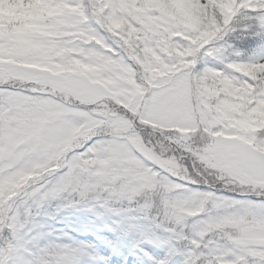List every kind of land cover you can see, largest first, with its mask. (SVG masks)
Listing matches in <instances>:
<instances>
[{
    "label": "snow or ice",
    "instance_id": "snow-or-ice-1",
    "mask_svg": "<svg viewBox=\"0 0 264 264\" xmlns=\"http://www.w3.org/2000/svg\"><path fill=\"white\" fill-rule=\"evenodd\" d=\"M94 227L264 264V0H0V264L104 261Z\"/></svg>",
    "mask_w": 264,
    "mask_h": 264
},
{
    "label": "rangeland",
    "instance_id": "rangeland-1",
    "mask_svg": "<svg viewBox=\"0 0 264 264\" xmlns=\"http://www.w3.org/2000/svg\"><path fill=\"white\" fill-rule=\"evenodd\" d=\"M70 219L64 216L50 219L49 215L44 214V212L32 218L31 222L22 230L27 233L26 239H31L29 247H44L53 241L59 243L60 240L57 239L59 237L58 230H67ZM49 232L52 234L49 235ZM106 232L107 229L103 227H94L90 232H70V235L77 240L92 243L94 245L93 254L105 258L104 261L97 260L91 264H110L112 259L118 264H125L126 261H130L131 264H150L145 256L133 247L136 242L134 237L122 238L114 233L105 235ZM33 237L34 239H32ZM141 247L152 252L153 255H163L162 249H154L150 244L145 243Z\"/></svg>",
    "mask_w": 264,
    "mask_h": 264
},
{
    "label": "trees",
    "instance_id": "trees-1",
    "mask_svg": "<svg viewBox=\"0 0 264 264\" xmlns=\"http://www.w3.org/2000/svg\"><path fill=\"white\" fill-rule=\"evenodd\" d=\"M48 211V209L46 210V212Z\"/></svg>",
    "mask_w": 264,
    "mask_h": 264
}]
</instances>
